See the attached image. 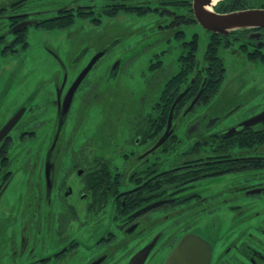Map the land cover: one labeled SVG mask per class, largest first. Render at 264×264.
Wrapping results in <instances>:
<instances>
[{
  "label": "flooded vegetation",
  "instance_id": "af4514ba",
  "mask_svg": "<svg viewBox=\"0 0 264 264\" xmlns=\"http://www.w3.org/2000/svg\"><path fill=\"white\" fill-rule=\"evenodd\" d=\"M241 1L230 0L229 5L234 6L233 10L237 7H242L240 10L264 9V0H248V4ZM192 2L0 0V67L23 68L26 57L34 48L30 46L31 42L37 41V61L43 64L50 55L62 69L56 78L42 79L50 80L53 89L45 100V110L54 109L50 118L53 134L42 161L44 190L33 192L42 185L36 182L37 187L31 191L27 189L33 184V174L25 173L21 180L24 183H21L18 182L19 176L12 171L1 173L3 162L9 156V141H14V131L19 129L27 114L38 111L39 106L34 104V99L40 94L43 81L24 100V104L21 103L13 113L9 112L11 115L6 120L0 119V264H134L133 258L152 244L153 248L143 264H148L156 256H161L158 264H165L178 242L190 233L198 234L212 246L210 264H264V227L259 235L251 230H241L253 216L261 215L260 212L251 215L247 209L256 201L264 200V122L245 128L236 127L237 123L211 131L216 127L210 126L214 120L204 121L202 117L200 127L209 131L202 132V135L206 133L204 139L188 146V143L176 140L181 124L189 114L178 119L188 108L187 102L180 114L173 117L171 135L163 145L154 149L166 133L170 110L176 98L173 96L171 102H163L161 93L156 115L151 118L152 122H148V128L146 124H140L141 117L134 121L142 131L128 147L139 150L130 152L124 159L123 173L114 171L113 161L107 154L96 155L95 160L84 162L80 156L76 157V153L73 154L76 150H72L74 157L69 166L72 170L66 171L65 175L54 172L58 168L56 153H62L60 137L66 131L69 118L71 120L69 115L73 113L75 97L82 82L90 80L88 75L75 90L71 102L67 101L70 88L97 53L105 51L91 70L110 58L132 33H138L136 28L124 33L125 29L117 28V20L126 15L141 20L153 18L149 33L141 32L143 36L137 45L126 48L134 60L140 54H149V57L141 56L136 60L140 66L144 64L148 71L153 69L154 73L176 66L181 71L188 70V3ZM103 24L102 35L106 39L100 37L104 39L101 45L84 41L76 45L78 50L73 48L67 59L48 44L50 34L72 30L81 34L87 25L101 27ZM124 27L129 28L128 25ZM67 34L73 39L74 34ZM216 38L223 40V54L231 49L240 64L247 61L243 60L244 56L254 67L264 64L262 59L250 60L256 53L264 58L263 28L239 29L228 36ZM124 54L125 57H116L108 64L109 67L106 66L109 69L108 81L117 80L121 70L126 69L130 59H127L126 52ZM141 59L142 62L139 61ZM207 64L209 67L211 63ZM30 74L29 71L25 80H30ZM176 75L166 77V80H175ZM181 80H188V77ZM7 92L8 89L0 93V107ZM95 100L91 94L87 96L90 104ZM21 110H24L22 116L10 131L3 130ZM232 127H236V132L231 136L249 139L224 140L218 137ZM27 132L30 130L20 132V141H27L24 140L30 134ZM183 137L188 138L186 128ZM73 142L69 143L68 149L75 146ZM178 143L187 149L186 156L181 159L176 156L181 153L177 152ZM86 148V151H96L90 142ZM3 149L5 152H2ZM126 166L136 170L125 173ZM58 177H62L61 183L56 179ZM68 177H76L75 183H69L71 179ZM15 183L19 187L18 198L9 204L8 192ZM73 185L78 188H73ZM180 204L188 209V226L178 236L176 227L186 220V217L177 214ZM225 213L229 220L224 219ZM260 223L264 226V219ZM163 242L167 244L158 250ZM135 244L139 245L136 247Z\"/></svg>",
  "mask_w": 264,
  "mask_h": 264
},
{
  "label": "rangeland",
  "instance_id": "374dc122",
  "mask_svg": "<svg viewBox=\"0 0 264 264\" xmlns=\"http://www.w3.org/2000/svg\"><path fill=\"white\" fill-rule=\"evenodd\" d=\"M67 0H63L65 3ZM251 1V0H250ZM257 1V0H256ZM258 2V1H257ZM240 3L248 4V0H242ZM222 4L225 6L224 2ZM242 7H237L235 10H240ZM193 10V9H192ZM214 10V8H213ZM234 10V11H235ZM215 11V10H214ZM228 12V10H224ZM189 13V7H188ZM130 17V18H128ZM195 20V19H194ZM154 20L152 17L146 19H136L135 16L126 15L121 16L117 20V28L125 29L124 33L132 28L138 29V33H132L128 37L127 41L123 42L115 51L112 53L110 58H106L101 62L97 68H93L88 74V79L82 82L81 87L78 90V94L75 97L76 102L73 106V113L69 116V121L66 125V131H64L60 137L62 153H56V158L58 160L57 170L54 171L57 174L62 175L70 172L72 168L69 166L73 161L75 154L76 157H81L82 161H93L96 155L107 154L113 161L114 171H119L123 173L122 168H124V159H126L130 152H138L137 147H128L130 141L137 138L139 131L142 129L137 127V122L134 121L137 117H141V125L145 126L146 129L148 122H152L151 118L156 115V108L158 99L164 89L165 83L168 81L166 77L177 74L176 79H184L188 77V80L194 78V74L188 76V70H179L176 67L171 69H161V72L148 71L146 65H139L136 60L141 56H148L149 54L139 55L136 60L131 59L130 51L126 50L129 46L137 45V42L142 39L141 32L149 33ZM80 25V24H79ZM78 25V26H79ZM128 25V29L124 27ZM105 24L101 27H94L92 25H87L85 31L81 34H77L74 30L66 31L69 34H74L73 39L68 37L66 32H61L54 35H49V45H53L54 49L60 53L64 58H68V55L74 50H78L76 45H80L82 42L93 45H101L106 39L103 34ZM178 28V26H176ZM109 28V25H107ZM79 31V28H77ZM61 35L64 37L61 38ZM195 35L199 36V50H198V71L203 70L201 68L207 67V62L212 63L213 58L219 57L222 60V66L225 69L224 76L222 78L218 92L210 101L203 103L201 101L197 106L193 107L189 111H186L179 117L186 118L185 122L181 124L179 130V140L183 143L190 144L204 139L205 134L202 132L209 131L201 126V118L205 120L213 119L214 122L210 126H216L211 131H216L217 129L226 128L232 124L240 123L246 119L253 117V114H257L264 109V64H258L255 67L252 66L248 59L243 57L246 62L237 61L236 57L232 55L231 49L226 50L223 54V40H218L216 37H212L213 34L206 31L200 26V24L195 20L188 23V42L193 40ZM103 37V38H100ZM220 37V36H219ZM213 42L212 48L214 49L216 55H214L210 50H208V45ZM37 41L31 42L30 46H34L32 53L29 54L25 59V66L21 69L16 67H10L9 69H4L0 67V93L2 94L6 89L8 92L2 98L1 102V113L0 119L6 120L11 113L16 111L19 105L25 103V99L29 94L40 87V94H36L34 97V104L38 105V111L31 114H27L21 121L19 129L14 131V141H9L10 145L8 149V158L3 162V167L1 168V173H7L12 171L16 176H19V181L23 179L25 173L33 174L32 186L27 184V189L37 187L36 183L42 184L43 181V156L48 149V141L52 138L53 134V124L50 118L53 117L54 109L45 110V101L52 94V84L50 80H42L44 78H56L59 73H62V69L58 67L52 56L48 55L45 63L41 64L35 58L39 55V46ZM74 48V50H73ZM229 48V47H228ZM136 49L135 51H138ZM126 57L130 59L126 64V69H122L117 80L108 81L106 79L109 69L106 67L110 62L116 57ZM152 52V51H151ZM258 59L264 58L259 56ZM174 60V58H172ZM252 61V59H250ZM142 62V59L139 60ZM218 65L220 62H216ZM108 65V67H109ZM211 65V64H210ZM124 68V67H123ZM204 70V71H205ZM29 71L31 72L30 80H25L28 76ZM79 71V70H78ZM187 72L184 76L177 77L179 74ZM196 71L195 73L199 72ZM214 70L210 69L211 72ZM215 72V71H214ZM4 74V75H3ZM204 74V73H200ZM208 76H198V80H205ZM103 79V80H100ZM99 80V81H98ZM211 80H218L216 77H211ZM188 83L186 84V86ZM91 94L96 100L90 104L87 102V96ZM33 104V105H34ZM11 111V113H9ZM171 111V110H170ZM174 117L175 113H174ZM145 118V120H144ZM220 121L217 120L218 119ZM4 120H1L4 122ZM198 123V125H197ZM145 129V127H143ZM187 129L188 138L183 137L184 129ZM30 133L22 142L19 140L20 132L29 131ZM174 139V138H173ZM74 141V142H73ZM70 142L75 144L72 148L68 149L67 146ZM88 142L91 143L92 148L96 151L93 152L91 149L86 151ZM85 148H84V147ZM178 158L185 157L187 154V149L182 144H176ZM74 148V149H73ZM90 148V147H89ZM11 150V151H10ZM72 150H76L72 154ZM2 152H5L3 149ZM96 153V154H95ZM76 158V159H77ZM135 167L128 169L126 166L124 169L125 173H133ZM67 171V172H66ZM62 177L56 179L60 180ZM71 179L69 183H75L76 177H68ZM73 188H78L73 185ZM44 190L43 184L38 188L34 189ZM18 184L15 183L8 192V202L13 204L18 198ZM80 205L81 202H78ZM182 204V203H181ZM178 206V216L186 217L185 223H181L176 227V233L178 236L182 235V232L187 230L188 226V209L186 205ZM248 213L251 215L256 212H260L261 215L253 216V219L249 223H246L241 230L254 231L256 235H259V231L263 225H261V220L264 219V200L256 201L255 204L251 205L247 209ZM178 216H176L178 218ZM229 220L230 218L224 214ZM227 225V224H226ZM183 226V227H181ZM203 236H207L204 232H200ZM232 237L230 238V240ZM140 244V243H139ZM139 244H135L137 247ZM167 242L161 243L158 247L163 248ZM135 249V248H134ZM161 256H156L149 260L148 264H158L159 258Z\"/></svg>",
  "mask_w": 264,
  "mask_h": 264
},
{
  "label": "water",
  "instance_id": "95a60500",
  "mask_svg": "<svg viewBox=\"0 0 264 264\" xmlns=\"http://www.w3.org/2000/svg\"><path fill=\"white\" fill-rule=\"evenodd\" d=\"M219 1L222 0H193L192 9H193L194 19L205 30L212 32L213 34L228 36L233 31L239 29H262V28L264 29V9L249 8V9H242V10H235V11L221 13L213 10V8H215L216 4ZM17 27H20V25ZM104 53L105 51L97 53L96 57L92 60V62L85 69L82 70V72L79 74V76L77 77L74 84L69 90L67 101L69 100L71 102L72 95L74 94L77 87L80 85L82 80L87 76V74L91 71L95 61H97L102 55H104ZM194 81L195 80L193 79L191 81V84H193ZM204 85H205V81L203 82L202 87ZM189 90L190 87L188 86L175 99L170 111L166 133L161 137V139L156 144L154 149L163 145L165 141L168 139V137L171 135V133L173 132L171 127L173 124L175 109ZM201 94H202V88L198 92L196 97L192 100L188 108V111L196 104ZM23 111L24 110H21L16 115H14L10 119V121L6 124L3 130L7 132L10 131V129L18 122V120L22 116ZM263 122H264V110L261 113L239 123L236 127L245 128ZM236 127L230 128L229 130H227L225 133L221 134L218 137L222 138V137L234 135V133L236 132ZM152 248H153V244L150 245L147 249L140 251L133 258L132 262L134 261V264H143ZM211 257H212V246L210 245V243L201 236H199L198 234L190 233L185 235L178 242V244L171 251L165 264H210Z\"/></svg>",
  "mask_w": 264,
  "mask_h": 264
},
{
  "label": "trees",
  "instance_id": "16d2710c",
  "mask_svg": "<svg viewBox=\"0 0 264 264\" xmlns=\"http://www.w3.org/2000/svg\"><path fill=\"white\" fill-rule=\"evenodd\" d=\"M224 4H226L225 6L222 4V2H219L216 7L215 10H217L218 12H225L224 10H233L234 6L230 7V0L224 1ZM188 7H189V13H188V23L189 22H193L194 20V15H193V10H192V3H188ZM219 35H212V37H217ZM212 44L213 42H210V45H208V50H210V52H212L214 55H216L214 49L212 48ZM198 50H199V36L195 35L193 37V40H191L190 42H188V76L191 74H194V77L197 79L195 80L194 84H191V80H179V79H175V80H169L163 89V96H162V101H168L171 102L173 99V96H178V94L186 87V84L188 83V86L190 87V90L188 91V93L184 96V98L181 100V102L178 104L177 108L175 109V114H180V111L182 110V108L185 106V104L188 102V107L190 106L192 100L196 97V95L198 94V92L201 90L202 88V94L200 96V98L198 99L195 107L197 106V104H199L201 101H204L203 103H207L208 101H210L212 99V97H214L216 95V93L219 90V87L221 85V83L223 82L222 78L224 76L225 73V69L223 68V64H222V60L217 57V58H213V61L210 65V68H206L205 71H198ZM252 60H258L259 55L258 53H256L255 55L251 56ZM220 62V64L218 65L216 62ZM210 69L214 70L212 73V75H210ZM196 71L199 72L195 73ZM200 73H204V74H200ZM184 74H187V72H183L177 76H184ZM208 76L207 81L205 83V85L202 87L203 84V80H198V76ZM216 77L218 80H211V77ZM172 96L169 100L168 97ZM176 99V98H175ZM171 100V101H170ZM174 102V101H173ZM168 111V108H167ZM179 119V118H178ZM164 122H166V115L164 117ZM224 138V140H247L249 139L248 137H238L237 135L235 136H231V137H222Z\"/></svg>",
  "mask_w": 264,
  "mask_h": 264
},
{
  "label": "bare ground",
  "instance_id": "6f19581e",
  "mask_svg": "<svg viewBox=\"0 0 264 264\" xmlns=\"http://www.w3.org/2000/svg\"><path fill=\"white\" fill-rule=\"evenodd\" d=\"M215 2V1H214Z\"/></svg>",
  "mask_w": 264,
  "mask_h": 264
}]
</instances>
